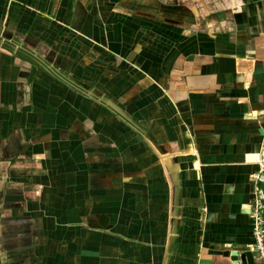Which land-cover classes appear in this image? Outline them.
<instances>
[{
	"label": "crops",
	"instance_id": "obj_1",
	"mask_svg": "<svg viewBox=\"0 0 264 264\" xmlns=\"http://www.w3.org/2000/svg\"><path fill=\"white\" fill-rule=\"evenodd\" d=\"M261 156L264 0H0V264H260Z\"/></svg>",
	"mask_w": 264,
	"mask_h": 264
},
{
	"label": "water",
	"instance_id": "obj_2",
	"mask_svg": "<svg viewBox=\"0 0 264 264\" xmlns=\"http://www.w3.org/2000/svg\"><path fill=\"white\" fill-rule=\"evenodd\" d=\"M19 55H21L20 53H17ZM24 58H26L27 60H29L31 63L35 64L38 67H42L44 66V68L46 69V71H48V73L53 74L56 73L60 76H64L62 75L60 72H58V69H54V68H48L45 63L41 62L37 56L34 55H27V56H23ZM69 79V77H68ZM70 80V79H69ZM101 101H103L106 107H108L109 110H111L112 112H114L116 114V116L125 124H127L128 126H130L132 129H134L135 131L138 132L139 135L142 136L143 139L146 140V138H149V135L144 134V128L141 127L137 122H135L132 118H130V116L127 115V113L122 110L117 104H115L112 101H109L108 99H100ZM152 139V138H151ZM161 154L164 155L163 151L161 150ZM164 160L167 159L165 158L166 156H163ZM169 177L170 180L172 182V206H171V210H170V214H169V232H168V236H167V240L165 241L164 244V248H163V253H162V258H161V263L160 264H170V258L171 255L173 254V247H174V240L176 237V232L178 229V225H179V216H180V198H179V178H178V172H177V168L175 167V165L171 166L169 169ZM237 256H238V252L237 251H233L231 252V260L237 262ZM240 259L244 260V255L240 256Z\"/></svg>",
	"mask_w": 264,
	"mask_h": 264
},
{
	"label": "built area",
	"instance_id": "obj_3",
	"mask_svg": "<svg viewBox=\"0 0 264 264\" xmlns=\"http://www.w3.org/2000/svg\"><path fill=\"white\" fill-rule=\"evenodd\" d=\"M258 165L260 166L259 172L253 175V179L264 181L263 175L260 174L264 171V156H261ZM251 204L253 241L250 249L257 254L259 263L264 264V193L261 189L257 190Z\"/></svg>",
	"mask_w": 264,
	"mask_h": 264
}]
</instances>
